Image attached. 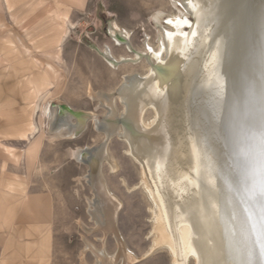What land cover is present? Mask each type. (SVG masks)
Returning <instances> with one entry per match:
<instances>
[{"label":"rangeland","instance_id":"1","mask_svg":"<svg viewBox=\"0 0 264 264\" xmlns=\"http://www.w3.org/2000/svg\"><path fill=\"white\" fill-rule=\"evenodd\" d=\"M13 1H15V4L8 8L4 0H0V189H2L3 178L1 177L3 176L22 183L18 188L20 194L18 197H23L26 194L32 203L38 194L48 195L47 200H42L45 209L43 210L42 208V216L38 219H34L33 216L26 219L27 216L31 215V206L35 205V203L32 205L28 204V207L24 210L22 206L18 208L19 214L22 212L20 217V225L22 227L32 223H39L43 226L39 236L40 238L43 236L47 240V245H45L47 247L45 249L47 256L45 257L46 261L40 262V264H93L95 260L94 254L91 249L87 248V245L95 250L103 248L106 253L114 255L117 253L118 243L111 231L104 233L103 230L96 227L95 220L91 215L92 209L89 206L93 196L95 197V188L92 183H90L91 185L87 183L85 177L89 166L79 162L76 155L84 147L99 145L102 141L101 139H103V134L96 130L91 120L85 123L84 129L75 137L52 134L50 124L53 122L57 123L60 119H57V116L61 114L59 107L55 106H60L63 111L67 108V111L73 113L76 111L92 113L102 121L106 109L99 99L93 95L98 92L113 94L126 74L132 72L145 74L148 68L146 56L143 54L146 51V47L157 49L158 40L160 39L159 25L163 29L169 30L170 27L166 20L168 17L181 15L182 7L179 0H41L38 5L36 3L37 0ZM57 7L61 8L66 14V19L71 23L61 42L60 59L55 57L56 50L54 47L47 49L51 55H45L40 49L33 47V41L22 34L20 26L16 22V20L22 19L21 25H25L28 29L37 27L40 18L46 24L54 25L55 21L51 19L54 16V12L51 9L55 8L57 10ZM49 9L51 12L48 11ZM60 16L64 17L63 14ZM112 21H116L128 32L127 40L131 45V49H134L133 51L139 50L142 55L139 62H120L113 67L103 57L102 50L106 47L109 50L111 49L112 54L116 57L121 55L132 56V51L124 49L123 45L118 44L114 40L113 35H110L108 28ZM4 35H7V37H2ZM116 38L123 42L119 33H117ZM7 39L12 40L13 44H9V41H6ZM15 45H17L16 49L13 48ZM10 63H15V69L20 72L19 75L13 72L14 69L9 66ZM49 64L52 68H49ZM28 73H31L34 78L43 73L51 81L47 86V93L37 99L35 111L32 110L34 102L26 98L29 87L32 86L26 82L25 76ZM237 79L239 78L237 77ZM237 82V86L239 85V88H241L240 80H237ZM36 83L39 84L38 80ZM236 84L235 91L233 90L235 93H232L234 99H231L234 103L233 101L229 103L230 108L227 107L228 104L223 106L224 100H222L223 102L220 101L222 97L219 96L220 92H215L218 89L215 91L211 89L212 97L218 98L219 96V99L215 101L217 104L212 106L214 107L212 116L217 121L212 118L214 126L211 124V119L206 120V124L207 121L210 123L207 124L208 126L205 122L202 123V128H205L202 130L208 132L206 135L202 131V135L205 139L211 138L210 140H212L213 138V144L210 140L204 139L206 141L205 144L208 148L210 147L209 150H212L210 152H212L215 163L220 167L222 166L224 180L228 189L233 195L238 197L240 205L245 203L242 208L244 209V206H247L249 209L247 212H250L252 219L257 222V226L254 227L257 230L258 241L256 237L255 240L258 242L259 249H261H256V244L254 248L257 250L255 254L257 256L256 260H259L257 263L259 262L258 264H260L261 259L264 258V163L263 165L259 162L256 163L252 171H248L246 168L243 169L242 165L250 163H247V160L255 157L254 155L250 156L251 153H248L249 155H246L240 163V167L243 169L241 174V171L238 173L239 169L235 167L239 166L237 165L239 163L236 164L239 161L234 162L232 156L238 152L240 154L242 149H245L244 144L248 141L251 142L250 144L253 143V149L256 150L258 148L259 154L264 152V141H262L264 140V134L258 131L259 128L257 129L256 126H253V123H260L253 121L250 115L253 109L251 107H254L256 103H252L253 106L247 100L249 97L247 96L245 85L244 89H238ZM215 86H217L216 83H214L213 88ZM243 92H245L244 98L246 99L241 96ZM237 97L239 102L237 101L236 103ZM242 100L247 108L249 106L250 110L244 108V104L240 103ZM47 101L51 105L52 114L45 112ZM231 103L233 106L237 105L238 108L235 109ZM238 104L243 105V107ZM218 107L220 111H216ZM113 108L117 113L123 110V106L117 97L114 98ZM228 108H232L233 111L236 110L234 111L236 113L231 112L232 110L230 111ZM243 108L244 111H250L249 113L245 112V114L249 115L245 116L244 114L245 118L242 116V113H244ZM237 109L242 112L239 113ZM229 111L230 114H235L234 117L230 114V116L228 115ZM218 112H221L220 117ZM215 113H218V115L216 116ZM237 113L240 118L245 120L243 122L245 123V125L243 124L244 126L241 123L242 119L241 121L238 119ZM151 114V110L146 111L144 118H149ZM222 115H225L226 119L228 115L230 119L225 122L226 120ZM29 120L36 127L38 126L39 130L29 141L23 142L16 135L15 130L18 126L25 125ZM238 121H240L239 124L237 123ZM232 124L233 127L230 129L229 127ZM234 124H237L236 128ZM226 125L228 126L226 127ZM238 126L239 128H237ZM215 127L216 129L218 128V133L217 130H214ZM222 127L225 130L221 129ZM211 128L213 133H217L216 135L224 139V142L222 141L223 139L218 138V136L215 137V134L213 135ZM251 128L261 134H256V131L253 132ZM226 129H233L234 133H236L235 136L233 131H231L233 135L230 131H227L226 134ZM223 132L227 136L226 139L223 136ZM237 135L239 139H237ZM251 135H259L258 138H260L258 139L257 136L253 138ZM232 136L236 137L238 143L243 145V148H241L240 144L238 145L237 140L232 138ZM242 136L243 138L241 139L240 137ZM214 138L220 140L219 144L218 140L214 141ZM252 139L255 141L257 139V146ZM229 140L235 146L238 145L236 148L238 147L239 149H237L240 151L236 150L234 144L232 142L229 143ZM259 141L263 142L262 146H259L261 145ZM207 142L214 146L211 148ZM3 144L13 147L17 159L12 158L7 153ZM227 144L230 145L228 146ZM248 145L246 144L247 147ZM216 147H220L218 151ZM126 148V142L116 135L111 136L105 146V155L115 162L117 165L116 169L112 171L110 164L105 159L99 160L100 171L98 170L97 176L99 175L106 188L112 193L113 198H116L115 201L119 203L115 217V232L125 250H128L127 252L132 256L133 260L128 264H174L167 247L160 246V248L156 246L151 249L154 238V235H152V214L150 212L151 202L144 189L139 186L140 170L132 158L124 153ZM234 150L238 152H234ZM254 154H256V151ZM228 156V160L232 163L231 165L225 159ZM3 161L5 165L2 168ZM228 164L232 168H229ZM235 171H237L236 174L239 176L234 173ZM255 175L258 176L256 177ZM235 177L237 180H235ZM235 183L236 185H234ZM20 188L24 190L23 194ZM241 199L243 202L240 201ZM46 203H48L47 208L45 207ZM251 226L253 227V223ZM25 240H27V237L21 238V241ZM1 244L0 257L2 253ZM27 250L26 248L25 251L27 252ZM25 251H20V258L17 257L14 261H18L19 258L23 264H28L31 258L25 254ZM118 262L121 264L120 259H118ZM262 262H264V259ZM186 264L196 263L193 257H189Z\"/></svg>","mask_w":264,"mask_h":264},{"label":"bare ground","instance_id":"2","mask_svg":"<svg viewBox=\"0 0 264 264\" xmlns=\"http://www.w3.org/2000/svg\"><path fill=\"white\" fill-rule=\"evenodd\" d=\"M179 3L182 7L181 15L171 16L166 20L170 29L165 30L159 25L160 39L157 49L147 46L143 53L148 65L147 72L145 74L132 72L124 75L113 94L98 92L93 95L106 109L102 121L92 113L66 111L60 122L52 125L50 129L57 132L68 131L72 137H75L84 129L85 123L91 120L96 130L103 134L99 145L84 147L76 155L79 162L89 166L85 177L87 183L89 185L92 183L95 188V197L93 196L89 206L96 227L104 233L111 231L118 243V250L114 255L106 253L103 248L95 250L87 245L94 254L93 264H119L118 259L121 264H128L133 260L115 232V217L119 203L115 201L116 198H113L99 175L97 176L99 160L105 159L112 171L116 169L115 162L105 155L106 143L113 135L126 142L127 148L124 153L138 165L139 186L144 189L151 202L152 235H154L151 249L156 246L167 247L174 264H186L189 257H193L196 264L259 263L255 254L256 249L261 248L259 249L255 240L257 232L254 231L256 227L251 226L252 222L247 212L249 209L247 206L243 209L245 203H242L241 199L240 205L238 197L228 189L222 166L215 163L210 152L212 150H209L210 147L205 144L207 138H203L202 131L205 134L208 132L202 130L204 127L202 128L201 124L204 122L206 124L208 119L212 120L214 111L212 106L217 104L215 101L219 96H222L220 101L225 102L222 101L223 106L228 104L229 107V103L233 101L231 99H234L232 93H235V84L240 80L242 84L240 87L243 88L245 85L247 88L249 103H256L255 106L252 104L254 107H251L253 109L250 115L253 121L260 124L253 123V126L264 134V0H179ZM108 30L118 44H122L127 51H132V56L116 57L111 49L106 47L102 50V54L108 63L115 67L120 62H139L142 55L139 50L131 49L127 40L128 32L116 21L110 23ZM117 33L121 35L123 42L116 38ZM214 83L217 85L216 89L213 88ZM237 87L241 89L239 85ZM211 89L212 91L218 89L215 91L220 92L218 98L212 97ZM244 93L241 95L243 98ZM115 97L123 106V110L119 113L113 108ZM238 99L237 97L236 103ZM242 101L240 103L248 110L249 106L247 108ZM241 104L238 105L243 107ZM233 107L238 108L237 105ZM148 110H151L152 114L145 119L144 114ZM229 110L231 111L232 108ZM216 111H220L219 107ZM234 111L231 112L236 113ZM46 112L50 114L51 108L48 107ZM245 112L248 111L242 113L243 118L249 116ZM218 113L215 114L220 117L221 112ZM243 118H238L240 121L242 119V126L245 125ZM227 119L225 118L224 121L227 122ZM240 121L237 123L239 124ZM234 125L236 128L237 124ZM223 127L221 129L225 130ZM232 127L233 124L229 128ZM214 130L219 132L216 127ZM227 131L231 132L233 129H226V134ZM211 132L213 133L212 128ZM223 136H226L224 132ZM243 136L240 138L242 139ZM232 138L237 140L239 136L237 139L233 136ZM216 140L219 144L220 140L214 138L215 142ZM222 141L224 142V139ZM256 141L254 140L255 145ZM248 142L242 143L245 148L246 144L254 147L253 143ZM262 143L259 146L264 144ZM237 148L236 150L239 149ZM238 151L234 150V152ZM94 158L97 159V166L93 164ZM225 159L228 160L229 156ZM228 161L227 163L230 162ZM263 259L260 262L264 264Z\"/></svg>","mask_w":264,"mask_h":264},{"label":"crops","instance_id":"3","mask_svg":"<svg viewBox=\"0 0 264 264\" xmlns=\"http://www.w3.org/2000/svg\"><path fill=\"white\" fill-rule=\"evenodd\" d=\"M8 8H11L15 1L13 0H4ZM37 5L41 3V0H37ZM49 12H54V16L51 18L55 21L53 24H46L42 21V19H39V23L37 24V27L33 29H28L25 27V25H21V20H16L18 25L20 26L21 31L23 32V35H26L30 40L33 41L32 46L36 49H40V51L45 55H51L47 49L49 47L55 48L56 58H59V52L61 50V42L63 38L65 37L69 27L71 26V23L68 22L66 19V14L61 10L60 7H57V10L50 9ZM63 14L64 17H61L60 15ZM18 18V17H17ZM43 22V23H41ZM2 37H7V35H4ZM6 41H9V44H13V41L10 39H7ZM13 48H17V45L13 46ZM9 66L14 69L13 72L16 74H20L19 71H17L15 68V63H10ZM49 68H52V66L49 64ZM25 75V74H24ZM26 82L28 84H31L32 86L29 87L28 94H26V98L30 99V101L34 102V107L32 108L33 111H35L36 102L37 99L47 93V86L51 83V81L42 73L40 76L34 78V76L31 73H28L26 76ZM38 80L39 84L36 83ZM50 107L51 105L48 104V101L46 102L45 106V112L46 109ZM59 112L61 114L65 113L67 108L62 110L60 106ZM47 113V112H46ZM73 113V112H72ZM74 113H77L74 112ZM48 114V113H47ZM52 114V108L51 113ZM57 116V119H62L64 114L61 116ZM52 118V117H51ZM50 118V119H51ZM60 119L58 122H53L50 124L51 126L56 125L60 122ZM73 120H75L73 118ZM50 121V120H49ZM38 128V129H37ZM39 130V127L29 120L25 125L18 126L15 130L16 135L20 137L23 142L29 141ZM52 134L54 135H66L67 137H72L70 132L68 131H52L50 130ZM77 133L76 135H78ZM4 149L7 151V153L14 159H17L16 154L14 153V149L12 146H8L3 144ZM24 152V150H23ZM24 154V153H23ZM5 162L2 163V168L4 167ZM3 178L2 189H0V243H2V253L0 257V264H23L22 261H20V251H25L27 248V252L25 251V254L30 256V262L28 264H40V262L46 261L45 257L47 247H45L47 240L42 236L40 238V231L42 225L39 223H32L27 224L25 227L20 225V217L22 216L19 214V209L21 206L24 209L28 207V204L32 205L35 203V205L32 207V212L30 216H27V218H31V216L34 217V219H38L41 214V210L44 208V204L42 203V200L48 199V195L38 194L36 196L35 201L32 203V201L28 198L26 194L23 195V197L20 196L18 188L22 183L15 182L7 177H1ZM21 193H24V190L21 189ZM20 198V199H19ZM42 206V207H41ZM45 207H48V203L45 204ZM22 210V209H21ZM25 213V212H24ZM27 237V240L21 241V238ZM27 244V245H26ZM18 258V261H14L15 258Z\"/></svg>","mask_w":264,"mask_h":264},{"label":"water","instance_id":"4","mask_svg":"<svg viewBox=\"0 0 264 264\" xmlns=\"http://www.w3.org/2000/svg\"><path fill=\"white\" fill-rule=\"evenodd\" d=\"M224 138L226 139V137L224 136ZM229 142H230V140H229ZM249 148H252V149H249ZM85 151H86V149H85ZM255 151H256V154H254L255 153ZM259 151H258V149H256V150H253V147H246L245 149H244V151L242 150V152L240 153V154H238L237 153V155H233L232 156V158L234 159V162H236V161H239L238 163V171H241V173H243V169L244 168H246L248 171H252V169H254V165L256 164V163H260L261 165H263V163H264V154L263 153H261L260 152V154L258 153ZM250 153H252L250 156H252V155H254L255 157L252 159V161H251V158L249 159V160H247V163L248 162H250V163H248V164H246V163H244L245 165H242V168L240 167V163H241V160H243L244 159V157L246 156V155H249ZM260 155H261V157H260ZM93 160V164H95L96 166L98 165V162H97V159H92ZM252 162V163H251ZM237 163V162H236ZM259 164V165H260ZM240 173V172H239ZM237 179V178H236ZM240 179H241V177H240ZM239 183V182H238ZM249 211V210H248ZM249 217H250V220H251V222L253 223V225L254 226H257V222L256 221H254L253 219H252V216L250 215V212H249ZM257 230H256V228H255V232H256ZM257 237V236H256ZM257 240H258V237H257ZM263 253V252H262Z\"/></svg>","mask_w":264,"mask_h":264}]
</instances>
